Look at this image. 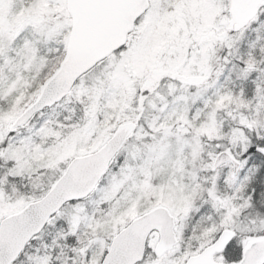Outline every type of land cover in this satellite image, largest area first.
<instances>
[{
	"label": "snow or ice",
	"instance_id": "obj_1",
	"mask_svg": "<svg viewBox=\"0 0 264 264\" xmlns=\"http://www.w3.org/2000/svg\"><path fill=\"white\" fill-rule=\"evenodd\" d=\"M0 264H264V0H0Z\"/></svg>",
	"mask_w": 264,
	"mask_h": 264
}]
</instances>
